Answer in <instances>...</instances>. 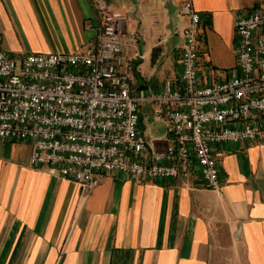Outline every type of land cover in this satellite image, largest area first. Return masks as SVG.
Returning a JSON list of instances; mask_svg holds the SVG:
<instances>
[{"label": "crops", "instance_id": "crops-1", "mask_svg": "<svg viewBox=\"0 0 264 264\" xmlns=\"http://www.w3.org/2000/svg\"><path fill=\"white\" fill-rule=\"evenodd\" d=\"M127 16L133 88L179 76L183 0H107ZM200 12L202 73L229 77L236 14L264 0H192ZM94 0H0V49L81 52L100 23ZM142 130L168 146L151 103ZM161 123V122H160ZM32 146L0 139V264H264V143L220 146L221 191L180 178L140 182L104 175L86 198L79 185L32 166Z\"/></svg>", "mask_w": 264, "mask_h": 264}, {"label": "built area", "instance_id": "built-area-1", "mask_svg": "<svg viewBox=\"0 0 264 264\" xmlns=\"http://www.w3.org/2000/svg\"><path fill=\"white\" fill-rule=\"evenodd\" d=\"M93 4L100 23L81 52L17 57L0 49V139L29 142L30 164L75 181L83 198L116 171L140 182L180 178L221 191L220 146L264 143V1L236 14V62L218 79L202 73V17L183 0L179 76H168L158 92L133 88L125 13L107 0ZM147 102L166 125L164 149L142 130Z\"/></svg>", "mask_w": 264, "mask_h": 264}, {"label": "rangeland", "instance_id": "rangeland-1", "mask_svg": "<svg viewBox=\"0 0 264 264\" xmlns=\"http://www.w3.org/2000/svg\"><path fill=\"white\" fill-rule=\"evenodd\" d=\"M201 41H202V38H201L200 42ZM157 121L159 122L160 126L157 125V127H159V128H156V130L159 131L160 134H163L165 132L166 125L163 121H159V120H157Z\"/></svg>", "mask_w": 264, "mask_h": 264}, {"label": "water", "instance_id": "water-1", "mask_svg": "<svg viewBox=\"0 0 264 264\" xmlns=\"http://www.w3.org/2000/svg\"><path fill=\"white\" fill-rule=\"evenodd\" d=\"M134 2H137V0H133Z\"/></svg>", "mask_w": 264, "mask_h": 264}]
</instances>
